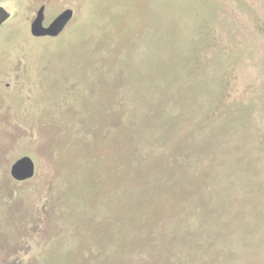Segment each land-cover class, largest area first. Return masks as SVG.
I'll use <instances>...</instances> for the list:
<instances>
[{
	"label": "rangeland",
	"instance_id": "rangeland-1",
	"mask_svg": "<svg viewBox=\"0 0 264 264\" xmlns=\"http://www.w3.org/2000/svg\"><path fill=\"white\" fill-rule=\"evenodd\" d=\"M32 1L0 0V264H264V0H60L37 41Z\"/></svg>",
	"mask_w": 264,
	"mask_h": 264
},
{
	"label": "flooded vegetation",
	"instance_id": "flooded-vegetation-1",
	"mask_svg": "<svg viewBox=\"0 0 264 264\" xmlns=\"http://www.w3.org/2000/svg\"><path fill=\"white\" fill-rule=\"evenodd\" d=\"M32 2V5L29 4L30 6L26 12L25 19L27 36L33 41L60 38L72 25L75 19V9L72 6L63 7L60 0H34ZM69 15L70 17L68 18V21L58 35H40L44 30L48 29L55 21L59 19L53 28L54 32L61 21ZM8 20L9 18L7 21ZM7 21H5L3 24H5Z\"/></svg>",
	"mask_w": 264,
	"mask_h": 264
},
{
	"label": "water",
	"instance_id": "water-1",
	"mask_svg": "<svg viewBox=\"0 0 264 264\" xmlns=\"http://www.w3.org/2000/svg\"><path fill=\"white\" fill-rule=\"evenodd\" d=\"M8 17L9 15L7 14V12L4 9L0 8V28L3 25V23L7 21ZM69 17L70 15L64 18V20L61 21V23L57 26L54 32H53V28L55 27L59 19L55 21L48 29L44 30L40 35H51V36L58 35L62 31ZM10 174L11 177L17 182H24L30 180L34 177L35 174V165L33 161L28 157L21 158L11 166Z\"/></svg>",
	"mask_w": 264,
	"mask_h": 264
},
{
	"label": "trees",
	"instance_id": "trees-1",
	"mask_svg": "<svg viewBox=\"0 0 264 264\" xmlns=\"http://www.w3.org/2000/svg\"><path fill=\"white\" fill-rule=\"evenodd\" d=\"M28 181V180H27ZM17 182V181H16Z\"/></svg>",
	"mask_w": 264,
	"mask_h": 264
}]
</instances>
